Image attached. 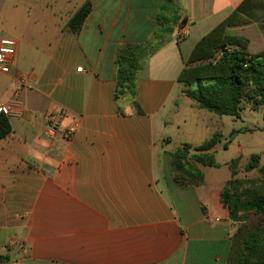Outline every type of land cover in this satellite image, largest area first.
Listing matches in <instances>:
<instances>
[{
	"label": "crops",
	"instance_id": "1",
	"mask_svg": "<svg viewBox=\"0 0 264 264\" xmlns=\"http://www.w3.org/2000/svg\"><path fill=\"white\" fill-rule=\"evenodd\" d=\"M233 12L246 23L227 33L261 52L264 0H0V38L14 42L0 103L17 91L0 140V264H227L234 228L219 195L230 178L182 186L167 147L187 125L180 106L201 110L177 80L184 61ZM125 45L156 49L134 96L115 99Z\"/></svg>",
	"mask_w": 264,
	"mask_h": 264
},
{
	"label": "trees",
	"instance_id": "2",
	"mask_svg": "<svg viewBox=\"0 0 264 264\" xmlns=\"http://www.w3.org/2000/svg\"><path fill=\"white\" fill-rule=\"evenodd\" d=\"M89 11L90 5L85 3L73 14L68 22L71 33L80 30ZM245 23L244 17L231 13L196 42L184 61L177 80L198 109L235 118L247 108L264 112V47L257 54H250L245 40L227 33L229 27ZM155 49L152 45H125L118 50L115 99L134 96L141 59ZM10 133L7 117L0 114V140ZM235 133L231 132L230 137ZM219 142L220 137L215 134L196 147L183 144L168 153L173 180L182 186L202 185L204 178L197 166L217 167L212 150ZM238 162L235 159L228 164L230 179L219 195L234 228L227 264H264V167H260L258 156H251L244 170L258 169L259 178L239 179ZM5 260L0 257V263Z\"/></svg>",
	"mask_w": 264,
	"mask_h": 264
},
{
	"label": "rangeland",
	"instance_id": "3",
	"mask_svg": "<svg viewBox=\"0 0 264 264\" xmlns=\"http://www.w3.org/2000/svg\"><path fill=\"white\" fill-rule=\"evenodd\" d=\"M251 50L257 52L255 46L251 47ZM193 105L196 106L194 103ZM177 115L180 119H186L187 125L180 128L177 140L175 136L172 137L173 141L167 147L170 152L181 147L182 143L200 145L210 140L215 134L220 137V142L212 150L217 167L201 168L203 178L205 177L213 184L215 182L224 184L230 178L228 164L235 159H239L236 165L237 178H259L258 169L246 172L244 167L251 156H258L260 167H264V112L262 110L250 111L247 108L240 112L239 118H235L217 116L205 110L191 113L189 108L180 106ZM233 131H236V133L230 137V133ZM178 140L181 144H177ZM224 144H226V149L223 148Z\"/></svg>",
	"mask_w": 264,
	"mask_h": 264
},
{
	"label": "built area",
	"instance_id": "4",
	"mask_svg": "<svg viewBox=\"0 0 264 264\" xmlns=\"http://www.w3.org/2000/svg\"><path fill=\"white\" fill-rule=\"evenodd\" d=\"M187 35V30L185 26H182L177 29V37L183 38ZM14 58V42L11 40L1 39L0 38V74H8L13 65ZM23 83V82H22ZM20 82L18 89L23 87V84ZM17 92V91H16ZM16 92L13 95V99L7 103H0V114H3L5 117L11 116L13 114L14 105L16 104ZM46 133L52 134L53 131L51 128L46 129ZM66 136L72 135V131L68 130L65 132Z\"/></svg>",
	"mask_w": 264,
	"mask_h": 264
}]
</instances>
